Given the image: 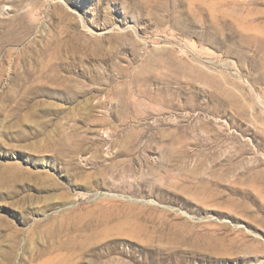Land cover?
<instances>
[{"label": "rangeland", "instance_id": "374dc122", "mask_svg": "<svg viewBox=\"0 0 264 264\" xmlns=\"http://www.w3.org/2000/svg\"><path fill=\"white\" fill-rule=\"evenodd\" d=\"M41 1L0 0V264H264V0Z\"/></svg>", "mask_w": 264, "mask_h": 264}, {"label": "bare ground", "instance_id": "6f19581e", "mask_svg": "<svg viewBox=\"0 0 264 264\" xmlns=\"http://www.w3.org/2000/svg\"><path fill=\"white\" fill-rule=\"evenodd\" d=\"M39 5V7L42 5H44V3H42L41 0H37V3L36 5ZM47 5V4H46ZM35 7V6H34ZM58 7L59 6H56L55 7V10L58 11ZM50 12V11H48ZM50 17H52L51 15H49ZM64 16H61V18H63ZM65 18V17H64ZM81 23L83 24V27H86L84 24V21L83 19L81 20ZM16 28V27H15ZM16 33L20 34L21 33V29H13ZM67 32V31H66ZM63 36H61V43H58L57 46H55V48L53 49L54 50V54H55V58L56 59V65H60L61 62H63L64 60H69L72 56L73 57H77L76 55H78V53H82L83 54V50L86 49V47H84L82 45L83 43V36H79V34H71L70 32L68 34H66L67 36H64V32L62 33ZM84 48V49H83ZM71 56V57H70ZM134 194H136V192H134ZM113 199H116V197H119L118 195H114L112 196ZM125 199V198H124ZM154 202V200H147V201H142L140 203H142L144 206L146 207H149V208H152V209H155L157 210V208L163 210V211H169L170 213L173 211L172 208H169V207H159L157 206ZM183 211V210H182ZM175 213V212H174ZM178 215L180 213H177ZM181 214H183L181 212ZM180 214V215H181ZM188 214V213H187ZM177 215V216H178ZM186 215V213H185ZM183 215V216H185ZM195 217V216H194ZM184 218V217H183ZM192 218V217H191ZM195 219V218H194ZM203 219V218H202ZM213 219V218H212ZM211 219V220H212ZM208 221V220H207ZM202 222V221H201ZM133 234V233H132ZM135 238V237H134ZM143 254V253H142ZM150 257V256H149ZM145 258V257H144ZM153 258V257H152ZM152 260V259H150ZM149 260V261H150ZM146 261V259H145ZM153 261V260H152ZM146 263V262H145ZM152 263V262H151ZM156 264V262H155Z\"/></svg>", "mask_w": 264, "mask_h": 264}]
</instances>
